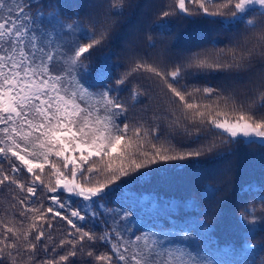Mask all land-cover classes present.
Instances as JSON below:
<instances>
[{
	"label": "snow or ice",
	"instance_id": "obj_1",
	"mask_svg": "<svg viewBox=\"0 0 264 264\" xmlns=\"http://www.w3.org/2000/svg\"><path fill=\"white\" fill-rule=\"evenodd\" d=\"M93 7L99 10L88 14L89 34L79 13L52 0H0V189L14 191L22 206L19 223L0 232V264H76L69 258L77 255L80 264H256L264 243L248 241L262 229L255 216L248 219L255 208L247 203L240 206L239 247L220 246L198 218L218 214V202L177 220L181 203L199 209L192 196L141 193L140 204L151 201L150 211L165 214L144 218L129 186L185 166L176 162L219 149L231 154L228 146L264 147V0H158L156 27L206 21L230 32L228 42L218 48L212 40L208 48L192 43L202 39L193 35L189 46L158 54L132 46L115 74L107 57L97 64L92 53L112 41L122 27L113 17L123 13ZM213 71L224 76L216 85L206 79ZM141 97L142 112L152 117L130 120ZM206 191L211 200L217 189ZM260 192L264 183L253 196L264 204ZM56 224L66 232L58 247ZM58 248L66 251L57 260Z\"/></svg>",
	"mask_w": 264,
	"mask_h": 264
},
{
	"label": "trees",
	"instance_id": "obj_2",
	"mask_svg": "<svg viewBox=\"0 0 264 264\" xmlns=\"http://www.w3.org/2000/svg\"><path fill=\"white\" fill-rule=\"evenodd\" d=\"M47 2L48 0H45V3ZM157 2L158 0H130V3L139 5V7L128 8L121 4V0H52L53 5L58 3L60 8L67 14L79 13L81 26L89 34H91L92 29L87 22L88 14L99 10L94 8V5H105L109 14L112 12L123 13L113 17L120 21L122 27L120 25L117 26L116 35H114L112 41L97 48L92 53V58L97 64L101 62L102 58L107 57L113 66V74L120 70L116 66L124 61L127 51L132 46L158 54L165 48L175 52L189 46V37L193 35H198L202 39L192 41V43H200L208 48L213 47L210 43L212 40L221 42L216 45L218 48L223 47L228 42L227 38L231 35L230 32H226L219 25L206 21L191 24L189 19H185L182 22L174 21L167 28L156 27L157 17L153 14V5ZM38 7L39 5L36 6V8ZM43 10L45 15H47L48 12L55 9L53 7ZM177 36H179V39L175 38ZM150 42L155 43V48H148ZM206 79L209 84L216 85L223 81L224 76L219 72L213 71L208 74ZM197 82L202 84L204 80ZM120 95L128 99L127 92H122ZM140 100L141 102L136 103L135 108L129 111L128 117L130 120L139 119L142 115L145 119H151V110L146 114L142 112L147 102L143 100V97ZM133 103L131 99H128L129 105ZM158 103H160L159 97L152 101V107L155 108ZM228 147L232 148L231 154L226 149H219V155L176 162L185 166L169 168L166 173H153L147 181H139L130 185L129 191L131 193H155L158 197H174L182 200L192 196L199 204V209L197 211L188 207L179 209L176 213L177 220H186L189 217L197 216L198 213H204L211 203L218 202L216 205L219 209L218 214L209 211L207 215H198V218L205 224L212 226L213 232L211 235L219 241L220 246L235 243L239 247L240 233L245 231V228L239 222L240 206L247 203L249 208H255V212L248 216V219L251 220L252 216H255L258 227L262 229L256 231L255 237L249 239L248 242L262 244L264 243V226L259 225V220L264 216V211H262L264 204L259 199H253V196L256 194L257 185L264 183V147H261L258 143ZM27 178L28 174L26 172L22 173L21 179L25 180ZM209 187L217 189L211 200L207 198L206 189ZM259 194L264 195V192ZM14 196L15 192L11 189H0V232L3 231V226L10 221L19 223L16 220V216H18L22 206L18 204V200L14 199ZM137 212L144 218L150 216L164 218L165 216L163 212ZM165 223H167L166 219ZM62 234L66 238L64 229L59 224H56L52 230V235L56 239L57 247ZM98 247L100 252L106 251L105 247L99 245ZM65 251L58 248L56 259L58 260L59 255H63ZM39 255L43 258L42 253ZM49 255L51 256L52 254L49 253ZM69 259L75 260L76 264H80L82 258L77 255ZM83 259H87L86 254ZM256 264H264V253L258 256Z\"/></svg>",
	"mask_w": 264,
	"mask_h": 264
},
{
	"label": "rangeland",
	"instance_id": "obj_3",
	"mask_svg": "<svg viewBox=\"0 0 264 264\" xmlns=\"http://www.w3.org/2000/svg\"><path fill=\"white\" fill-rule=\"evenodd\" d=\"M141 193H148V192H133L134 197H130V198H135L136 201H137V204H136V207H137V211H144V212H148V213H160L159 210H157L156 212H152L150 211V206H151V201H148L147 203H144V204H140L139 203V195ZM174 198V197H173ZM177 200H180V201H186L187 199H180V198H176ZM161 203V206H163L164 204V201H160ZM186 203H181V205L179 206V209H183V208H186Z\"/></svg>",
	"mask_w": 264,
	"mask_h": 264
}]
</instances>
